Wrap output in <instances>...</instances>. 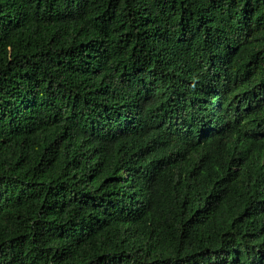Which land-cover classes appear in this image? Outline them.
Listing matches in <instances>:
<instances>
[{
  "label": "trees",
  "instance_id": "obj_1",
  "mask_svg": "<svg viewBox=\"0 0 264 264\" xmlns=\"http://www.w3.org/2000/svg\"><path fill=\"white\" fill-rule=\"evenodd\" d=\"M0 264H264V0H0Z\"/></svg>",
  "mask_w": 264,
  "mask_h": 264
}]
</instances>
